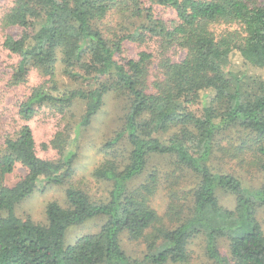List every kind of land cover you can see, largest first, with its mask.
I'll use <instances>...</instances> for the list:
<instances>
[{"label": "trees", "instance_id": "obj_1", "mask_svg": "<svg viewBox=\"0 0 264 264\" xmlns=\"http://www.w3.org/2000/svg\"><path fill=\"white\" fill-rule=\"evenodd\" d=\"M145 1L174 8L177 20L172 28L155 18L151 7L144 8V0H15L4 14V26L22 31L19 36L8 34L3 42L4 49L19 58L11 83L26 82L33 68L45 77L20 104L17 115L22 120H29L45 105L64 112L75 100H83L86 107L79 125L86 128L116 89L131 97V106L123 129L110 142V146L129 144L127 162L110 158L96 170V176L112 185L109 201L93 202L84 191L71 187L66 192L67 206L48 203L47 225L20 219L15 207L41 183L62 184L72 173L75 154L57 161L39 156L31 125L24 122L12 132L0 114V212H5L0 216V264L179 263L187 258L189 240L202 232L215 264H229L218 245L223 236H229L234 264H264V229L255 214L257 205H264V186L244 185L223 170L218 154L231 153L233 144L220 142L231 130L241 141L233 153L255 150L253 163L264 169V77L231 68V56L237 53L244 66L264 69V0ZM112 10L148 21L137 28L153 32L156 48L164 54L171 47L186 50L181 61L166 63V78L156 82V92L143 83L150 49L142 50L137 60L128 59L124 38L110 42L97 27V21ZM135 38L144 41L146 36ZM58 56L66 75L79 77L82 70L95 78L96 87L52 93L59 86L55 79ZM63 135L58 131L50 141L60 154L67 140ZM155 155L171 156L179 168L197 178L187 211L188 206L175 199L169 203L166 216L175 224L171 229L151 203L158 176L150 174L146 182L131 186ZM18 164L26 169L25 176L7 185V175ZM222 190L237 195L246 230L234 233L235 212L220 204ZM171 192L175 198L177 191ZM99 216L107 220L97 233L67 243L70 227ZM123 232L134 240L149 234L152 248L159 241L166 246L139 262L124 251Z\"/></svg>", "mask_w": 264, "mask_h": 264}, {"label": "rangeland", "instance_id": "obj_2", "mask_svg": "<svg viewBox=\"0 0 264 264\" xmlns=\"http://www.w3.org/2000/svg\"><path fill=\"white\" fill-rule=\"evenodd\" d=\"M14 1L0 0V114L7 120V128L12 132L19 130L24 122L31 125L39 156L57 161L65 159L71 153L75 154L72 173L62 184L47 185L41 183L33 194L24 198L15 207V215L20 219L47 225L46 207L48 203L55 201L67 206L66 192L71 187L84 191L93 202L109 201L112 185L109 181L96 176V170L110 158L117 160L119 163L127 162L129 144L122 141L110 146V142L125 125L126 115L131 106V97L120 89L109 93L105 98L103 107L86 128L79 125L86 107V102L83 100H75L64 112H62V109L45 105L37 108L36 114L29 120H22L17 115L20 104L32 94L34 88H37L45 81V77L38 69L33 68L26 82L19 85L11 83V75L19 58L10 55L4 49L3 42L8 34L19 36L22 31L18 27L4 26L2 18L14 4ZM143 7H151L155 18L162 20L169 29L172 28L177 20V12L172 7L153 4L145 0ZM143 21H145L143 18L134 17L130 19L117 13L116 10H112L104 18L97 21L96 25L110 42L118 38H124V54L128 59L137 60L142 50L145 48L150 49L152 56L146 62L147 73L143 83L148 91L156 92V82L166 78V63L169 60L181 61L186 56V50L171 47L164 54L159 48H156L159 45L153 40L157 37L151 34L153 32H141L142 30L137 28L138 24L148 25V21ZM143 33L146 36L144 41L135 38ZM130 34L134 35V38L128 36ZM151 47L155 48L152 49ZM231 58L232 69L264 77V69H253L244 66L241 57L237 53L233 54ZM55 65V79L59 86L52 93L59 94L77 88L89 90L96 87L95 78L82 70H79L81 73L79 77L73 78L66 75L63 71L64 64L61 61V56H58ZM58 131H62L63 137L67 138L64 154H60L50 144L54 134ZM220 142L226 146H229V142L233 144L229 155L225 154V157H223L221 153H218L222 157L219 163L223 170L239 177L247 187L253 189L262 188L264 186V169L262 166L258 167L253 163V155L256 151L247 149L243 153L246 158V162L243 163L240 161V157L243 154L233 153L234 149L241 145L237 134H233L231 130H228L220 137ZM175 162L176 159L171 156L155 155L151 157L147 170L131 182V186L136 187L146 182L150 174L155 173L158 176V190L152 196L151 203L161 215L163 224L167 225L169 229L175 225L166 216L169 203H172V200L175 199L180 205L188 206L187 211L191 204L195 181H197L193 173L188 169L179 168ZM25 174L26 169L18 164L14 171L7 175L5 182L7 185L13 186ZM180 176L179 182L178 178ZM173 183L177 184L173 185ZM174 189L177 191L175 198L173 192H171ZM185 194H188L187 198H185ZM218 195L220 204L224 209L235 212L231 222L236 227L233 230L234 233L246 230L244 210H237L239 205L237 195L223 190ZM255 214L264 229V205H257ZM3 215H5V212H0V216ZM106 220V216H99L83 224L70 227L66 236L67 243H73L82 235L97 233ZM148 232L152 233V230ZM120 242L127 255L139 262H145L149 254L157 253L166 246L165 241H159L152 248L149 234L139 240H134L130 238L127 232L121 233ZM218 245L221 253L228 259V263L234 264L235 260L231 254L229 236L220 237ZM187 254V258L183 262L167 261L165 264H215V261L207 253V239L203 232L189 240Z\"/></svg>", "mask_w": 264, "mask_h": 264}]
</instances>
